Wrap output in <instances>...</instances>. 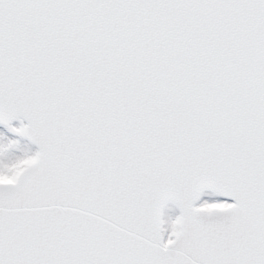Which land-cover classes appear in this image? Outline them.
Listing matches in <instances>:
<instances>
[{"label":"snow or ice","instance_id":"snow-or-ice-1","mask_svg":"<svg viewBox=\"0 0 264 264\" xmlns=\"http://www.w3.org/2000/svg\"><path fill=\"white\" fill-rule=\"evenodd\" d=\"M0 124V264H264V0H0Z\"/></svg>","mask_w":264,"mask_h":264},{"label":"rangeland","instance_id":"rangeland-1","mask_svg":"<svg viewBox=\"0 0 264 264\" xmlns=\"http://www.w3.org/2000/svg\"><path fill=\"white\" fill-rule=\"evenodd\" d=\"M14 124H16V125H18L19 124V122L18 121H14L13 122ZM4 128V126L2 125V124H0V129H3Z\"/></svg>","mask_w":264,"mask_h":264}]
</instances>
